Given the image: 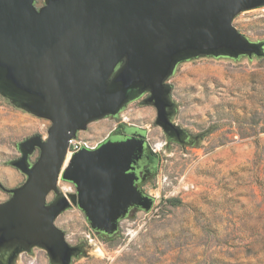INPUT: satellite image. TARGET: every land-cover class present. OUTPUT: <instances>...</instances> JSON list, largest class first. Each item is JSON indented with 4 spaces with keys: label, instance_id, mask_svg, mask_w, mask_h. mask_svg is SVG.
I'll return each instance as SVG.
<instances>
[{
    "label": "water",
    "instance_id": "water-1",
    "mask_svg": "<svg viewBox=\"0 0 264 264\" xmlns=\"http://www.w3.org/2000/svg\"><path fill=\"white\" fill-rule=\"evenodd\" d=\"M34 0H0V93L28 112L49 120L48 137L20 143L14 162L26 182L6 190L0 203V263L17 248L38 246L50 264H70L78 249L55 226L70 204L91 229L112 237L131 209L148 212L153 198L135 185L134 169L146 136L131 133L94 150L82 149L64 166L68 141L88 123L116 116L144 92L155 107L156 123L171 106L165 81L178 63L200 56H262L232 26L240 12L264 0H49L37 11ZM36 149L37 162L27 158ZM75 188L65 198L57 183ZM56 200L46 205L48 195Z\"/></svg>",
    "mask_w": 264,
    "mask_h": 264
},
{
    "label": "rangeland",
    "instance_id": "rangeland-1",
    "mask_svg": "<svg viewBox=\"0 0 264 264\" xmlns=\"http://www.w3.org/2000/svg\"><path fill=\"white\" fill-rule=\"evenodd\" d=\"M232 26L259 44L262 56L196 57L178 63L165 81L171 122L184 143L167 140L155 123L156 109L141 99L77 133L96 145L121 125L138 127L158 162L154 177L140 187L153 198L151 209L131 212L114 236L93 231L71 204L56 217L66 243L78 249L70 264H264V5L240 12ZM50 126L0 93V203L11 198L6 190L27 180L13 165L21 157L19 144L46 140ZM39 155L36 149L28 164ZM57 187L66 198L75 192L62 179ZM56 196L51 192L46 205ZM8 264L50 261L38 246L19 247Z\"/></svg>",
    "mask_w": 264,
    "mask_h": 264
},
{
    "label": "flooded vegetation",
    "instance_id": "flooded-vegetation-1",
    "mask_svg": "<svg viewBox=\"0 0 264 264\" xmlns=\"http://www.w3.org/2000/svg\"><path fill=\"white\" fill-rule=\"evenodd\" d=\"M37 1L41 3V6L39 7H35V5L37 4ZM49 0H34L33 2V6L34 8L39 11L40 9L44 8L47 6V3H48ZM151 96V93L149 91H146L144 92L139 98L137 99H141L143 104L145 105H148V106H151V107H154L153 105L151 104H146L145 102L150 98ZM135 99V100H137ZM134 101V100H133ZM132 102V101H130ZM129 103V102H128ZM127 103V104H128ZM155 108V107H154ZM173 109V105L171 106H167L165 109H164V116L167 117V114L171 113ZM171 117L172 116H169L167 117L168 118V121L170 122V124H172L173 127L171 128H167L166 131H164V129L161 127V129L163 130V133L165 135V137L167 138V140L169 141H176V142H179V143H184V134L181 130H179L175 125H173V123L171 122ZM100 120V119H98ZM156 120H157V116H156ZM156 120H155V123H156ZM94 121H97V120H94ZM157 124V123H156ZM158 125V124H157ZM159 126V125H158ZM144 133L145 134V131H142L140 128L138 127H134V126H131V127H120L119 128V131H116V129L112 132H110V134L105 137L100 143H98L97 145L99 146L100 144H102L103 142H106L108 140H120V139H123L125 136H128L129 134L131 133ZM146 136V135H145ZM146 141V139H145ZM97 146V147H98ZM21 158V157H20ZM19 158V159H20ZM18 159V160H19ZM18 160L14 161V162H17ZM13 162V163H14ZM157 162H158V157L156 155L155 152H152L150 149H149V146H148V143L147 141L145 142L144 144V150H143V155L142 157L137 161L136 165L132 164L131 166L134 167V169L132 170H129L130 173L133 174V177H134V183L136 185V187L142 192L141 190V186L143 183H147L148 179H150L151 177H154L155 173H156V167H157ZM66 182V181H65ZM143 193V192H142ZM144 194V193H143ZM66 198V197H65ZM56 200V197L55 199L52 201V203ZM141 209H131L127 216L131 213V212H134V211H140ZM101 234V233H100ZM104 235V234H103Z\"/></svg>",
    "mask_w": 264,
    "mask_h": 264
},
{
    "label": "built area",
    "instance_id": "built-area-1",
    "mask_svg": "<svg viewBox=\"0 0 264 264\" xmlns=\"http://www.w3.org/2000/svg\"><path fill=\"white\" fill-rule=\"evenodd\" d=\"M97 144L96 145H91L89 141L86 140H78L76 139H70L68 141V150H67V154H70V158L77 152H79L82 149H87V150H94L95 148H97ZM66 154V157H67ZM69 158V160H70ZM66 161V158H65ZM66 192H69V190H67ZM64 197L66 196L65 193L62 194Z\"/></svg>",
    "mask_w": 264,
    "mask_h": 264
},
{
    "label": "bare ground",
    "instance_id": "bare-ground-1",
    "mask_svg": "<svg viewBox=\"0 0 264 264\" xmlns=\"http://www.w3.org/2000/svg\"><path fill=\"white\" fill-rule=\"evenodd\" d=\"M69 158H70V154H67V157H66V161H65V163H64V166L67 165V163H68V161H69ZM96 252H97L99 255H101V256L104 255V252H103L102 249H100V248H97Z\"/></svg>",
    "mask_w": 264,
    "mask_h": 264
},
{
    "label": "trees",
    "instance_id": "trees-1",
    "mask_svg": "<svg viewBox=\"0 0 264 264\" xmlns=\"http://www.w3.org/2000/svg\"><path fill=\"white\" fill-rule=\"evenodd\" d=\"M120 127H122V125L119 126V128H120ZM167 203L170 204V205H172V206H175V205L178 204V201H177V200H168Z\"/></svg>",
    "mask_w": 264,
    "mask_h": 264
}]
</instances>
